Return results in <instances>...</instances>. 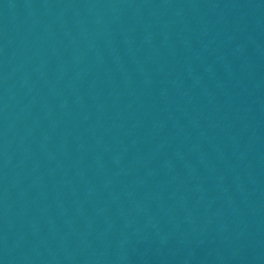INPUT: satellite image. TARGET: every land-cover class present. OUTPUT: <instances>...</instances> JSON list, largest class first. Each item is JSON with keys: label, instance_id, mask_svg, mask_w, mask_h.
I'll return each instance as SVG.
<instances>
[{"label": "water", "instance_id": "95a60500", "mask_svg": "<svg viewBox=\"0 0 264 264\" xmlns=\"http://www.w3.org/2000/svg\"><path fill=\"white\" fill-rule=\"evenodd\" d=\"M0 264H264V0H0Z\"/></svg>", "mask_w": 264, "mask_h": 264}]
</instances>
